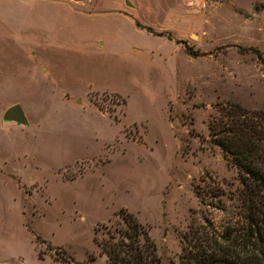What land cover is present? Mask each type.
I'll return each instance as SVG.
<instances>
[{
	"label": "rangeland",
	"instance_id": "1",
	"mask_svg": "<svg viewBox=\"0 0 264 264\" xmlns=\"http://www.w3.org/2000/svg\"><path fill=\"white\" fill-rule=\"evenodd\" d=\"M230 104L264 111V0H0V264H105L120 210L160 264L240 226Z\"/></svg>",
	"mask_w": 264,
	"mask_h": 264
},
{
	"label": "trees",
	"instance_id": "2",
	"mask_svg": "<svg viewBox=\"0 0 264 264\" xmlns=\"http://www.w3.org/2000/svg\"><path fill=\"white\" fill-rule=\"evenodd\" d=\"M220 113V125L209 127L210 140L236 171L240 226L236 221L225 234L205 238L184 234L178 264H264V111L230 104ZM119 216L125 228L101 243L105 264H160L148 231L130 213L120 210Z\"/></svg>",
	"mask_w": 264,
	"mask_h": 264
},
{
	"label": "water",
	"instance_id": "3",
	"mask_svg": "<svg viewBox=\"0 0 264 264\" xmlns=\"http://www.w3.org/2000/svg\"><path fill=\"white\" fill-rule=\"evenodd\" d=\"M1 118L4 122H15L17 125L26 126L28 124L24 111L19 104H13L6 108Z\"/></svg>",
	"mask_w": 264,
	"mask_h": 264
},
{
	"label": "built area",
	"instance_id": "4",
	"mask_svg": "<svg viewBox=\"0 0 264 264\" xmlns=\"http://www.w3.org/2000/svg\"><path fill=\"white\" fill-rule=\"evenodd\" d=\"M74 3H81V4H86V3H91L93 0H68Z\"/></svg>",
	"mask_w": 264,
	"mask_h": 264
}]
</instances>
